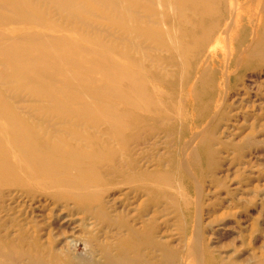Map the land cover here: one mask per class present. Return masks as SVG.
Instances as JSON below:
<instances>
[{
    "label": "bare ground",
    "instance_id": "6f19581e",
    "mask_svg": "<svg viewBox=\"0 0 264 264\" xmlns=\"http://www.w3.org/2000/svg\"><path fill=\"white\" fill-rule=\"evenodd\" d=\"M41 3H45L43 8ZM169 17L179 22L177 28L166 25ZM244 19L254 23L258 31H264V0H0V28L36 25L57 34L79 35L82 31L92 32L97 37L88 39L81 34L80 39L76 36L74 40L64 35L15 38L0 33V67L4 70H0V157L12 162H1L0 166L14 168L16 175L24 178L29 177L22 168L27 170L34 166L78 173L80 176L71 175L72 179L66 180L48 176L42 179V188L56 200L63 201L71 196L70 203H65L68 204L66 208L73 204L76 211L83 208L93 217L108 219L110 207L105 198L109 187H126L122 197L134 214L127 212L123 227L116 226L117 231H110L109 237H105V241H117L125 250L113 259L108 248L105 252L111 264H116V258L127 264L125 254L130 248H137L139 236L156 241L157 220L167 211V205L160 206L162 199L167 204L177 199L168 194L167 188H180L181 184L175 183L170 172H157L162 170L163 164L150 156L144 158L139 167L124 171L121 178L112 182L113 187L101 186L90 175L95 174L97 166L110 167L104 162L114 159L113 156L124 155L127 148L122 144L130 133L128 114L136 118V124L151 125L145 127L155 135L172 118L179 119L183 101H173L170 96L167 100L155 98L144 65L156 70V82L161 87L171 89L172 84H176L179 95L190 74V61L200 59L202 53L213 58L217 48L223 46L228 62L233 60L236 35ZM105 26L111 31L103 29ZM114 29L125 30L124 34L130 35L131 41L126 39L129 35L122 38L132 46L129 49L132 54H128L127 47L125 51L119 50L120 59L129 66L108 57L109 53L117 51L114 47L101 44L100 49H94L100 46L99 38L112 34ZM111 37L118 42L124 41L119 36ZM258 43L256 50L259 52ZM164 63L169 64L173 72H168ZM116 67L120 73L111 74L109 70ZM9 84L12 87L7 86ZM97 90L102 100L92 97ZM15 92L25 94L28 99H17L19 94L11 95ZM94 100L109 107H120L111 129L108 123L104 129L96 127L94 124L100 125L94 119H86L85 114L96 106ZM85 120L94 124L86 125L84 131ZM50 130L54 131L56 139L45 134ZM60 133L62 139H59ZM181 135L182 132L176 133V150L178 156L183 155L179 165L185 172L188 160L192 161L195 150L203 142V132L193 131L189 139L182 142ZM169 138L170 135H164L153 144L156 148L159 142L168 145ZM0 171L6 172L1 167ZM191 178L194 179L192 174ZM153 186L157 188L156 195L146 194ZM195 204L197 207L198 203ZM30 209L32 214H37L36 209H45V206L40 202ZM60 217L62 214L56 218ZM98 228L94 224L91 239L99 232ZM197 243L194 244L199 247ZM189 254L191 257L192 253Z\"/></svg>",
    "mask_w": 264,
    "mask_h": 264
},
{
    "label": "rangeland",
    "instance_id": "374dc122",
    "mask_svg": "<svg viewBox=\"0 0 264 264\" xmlns=\"http://www.w3.org/2000/svg\"><path fill=\"white\" fill-rule=\"evenodd\" d=\"M41 6L43 8L45 3H41ZM55 21H58V17ZM165 22L168 27L176 28L179 23L173 17ZM19 26L0 28V33L15 38L64 35L67 39L76 36L80 39L81 34L88 39L97 38L92 32L81 31L79 35L63 32L60 35L36 25ZM105 28L111 31L107 26ZM124 31L114 29L112 34L99 38L100 46L94 49H100L102 45L114 47L117 51L109 53L108 57L129 66L119 57V50L125 51L126 47L128 54H132L129 50L132 46L122 38L129 35H125ZM109 35L119 36L126 42H118ZM263 36V29L258 31L254 23L244 19L236 35V54L233 60L228 62L223 46L217 48L213 58L206 52L202 53L200 59L190 61V74L179 95L176 84H172L171 89L161 87L156 82V70L151 65H144V71L149 72L148 79L152 82L155 98L167 100L170 96L173 101H183L184 108L179 119L172 118L155 135L145 127L151 125L136 124V118L128 114L130 133L126 135L125 144H122L127 148L124 155L117 158L113 156L114 159L104 162L110 167L97 166L95 174L90 176L101 186H112V182L121 178L124 171L139 167L143 159L150 156L155 162L160 159L159 162L163 164L162 170L157 172H170L175 183L181 185L180 188H167L168 194L177 199L170 200L168 204L162 199L160 206L167 205V211L161 208L165 212L157 220L156 241L139 236L137 248H130L125 254L127 264H264ZM126 39L130 40V35ZM256 41H259V52L256 50ZM76 43L86 44L79 41ZM163 67L173 72L169 64L164 63ZM0 70L4 71L2 67ZM115 71L120 73L117 67L109 70L111 74ZM199 78H202L200 82ZM7 86L12 87L10 84ZM15 94H19L16 95L19 100L28 99L25 94L17 92L11 95ZM92 97L102 100L98 90ZM94 102L95 108L85 116L86 119H94L100 126L85 120L83 130L90 123L104 129H107L105 126L108 123L111 129L120 107L111 105L110 109L108 104L103 105L96 100ZM193 131L203 132V142L199 147L196 146L198 148L192 161L188 160L189 172L187 169L184 172L179 165L183 155L177 154L176 133L182 132V142L189 139ZM45 134L53 138L54 131ZM154 135L155 138L150 141ZM164 135H170L168 145L159 142L156 148L153 142ZM59 139H62L61 133ZM143 151L146 153L142 154ZM1 162L11 160L0 157ZM0 167L6 170L5 173L0 171V264H111L105 248H108L112 259L125 250L117 241H105V237L110 231L115 233L116 226L123 227L127 212L134 214L129 203L122 197L126 187H109L105 198L110 207L108 219L105 216L93 217L83 208L76 211L72 208L73 204L66 208L71 196L63 198V201L56 200L42 188L41 181L48 176L66 180L72 179L71 175L80 176L78 173L68 174L61 169L34 166L27 170L22 168L29 177L24 178L16 175L14 168L4 165ZM151 188L146 194L156 195L157 188ZM40 202L45 209H36L37 214H32L30 207L35 208ZM195 202L198 203L197 207ZM60 214L63 218L57 219ZM94 224L99 227V232L91 239ZM197 240H200L199 243ZM194 243L200 244L199 247ZM189 251L192 258L190 254L188 256ZM116 259V264H122L119 258Z\"/></svg>",
    "mask_w": 264,
    "mask_h": 264
}]
</instances>
